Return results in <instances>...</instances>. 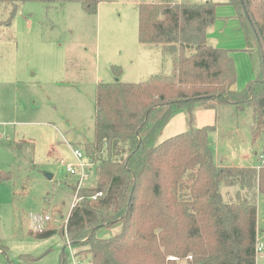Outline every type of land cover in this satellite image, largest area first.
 Returning <instances> with one entry per match:
<instances>
[{"label": "trees", "instance_id": "obj_1", "mask_svg": "<svg viewBox=\"0 0 264 264\" xmlns=\"http://www.w3.org/2000/svg\"><path fill=\"white\" fill-rule=\"evenodd\" d=\"M31 1L79 2L93 15L102 3L115 0L0 3L16 7ZM226 4L241 22L255 78L239 91L232 51L208 39L217 2H140L138 38L173 57V77L99 84L95 139L84 145L88 158L98 164L97 186L81 190V200L62 228L31 230L32 236L58 233L77 250L75 256L90 255L91 264H257L264 160L259 167L218 166L208 136L214 126L158 143L178 113L185 112L191 123L197 109L250 107L253 143L261 142L264 157V0ZM223 185L240 188L237 201L225 200ZM118 224V234L100 237Z\"/></svg>", "mask_w": 264, "mask_h": 264}, {"label": "rangeland", "instance_id": "obj_2", "mask_svg": "<svg viewBox=\"0 0 264 264\" xmlns=\"http://www.w3.org/2000/svg\"><path fill=\"white\" fill-rule=\"evenodd\" d=\"M144 1L179 0H115L101 4L93 15L79 2L0 3V264H61L64 258L65 264H91L90 255L75 256L77 250L60 234L37 239L30 231L62 228L67 222L82 177L80 169L71 175L68 165L84 164L88 177L82 186H97L98 164L84 145L95 139L99 84L117 79L143 83L159 73L173 77L172 56L138 38V5ZM208 1L227 0H180ZM243 61L241 76L250 66L247 58ZM208 126L215 127L208 136L218 166L261 164L262 145L253 143L250 107L197 109L191 123L185 112L178 113L158 143ZM76 149L84 156L81 161ZM221 190L227 202L238 200L239 187L223 185ZM120 230L118 224L100 237ZM258 244L264 247V193L258 195ZM257 264H264V252Z\"/></svg>", "mask_w": 264, "mask_h": 264}, {"label": "crops", "instance_id": "obj_3", "mask_svg": "<svg viewBox=\"0 0 264 264\" xmlns=\"http://www.w3.org/2000/svg\"><path fill=\"white\" fill-rule=\"evenodd\" d=\"M178 3H181L180 0L178 1ZM217 3H218L216 9L217 19L215 21L213 30L208 35V39L211 42H213L218 48L232 51L231 54L232 57L234 58L236 71H237V78H238L237 89L241 91L246 87V85L250 81H252L255 78V74L252 68L249 54L244 51V49L246 48V39H245L244 31L242 29L240 20L237 18V13L235 8L231 5L226 4V1L223 2L217 1ZM158 47L159 46H157L156 49H161L162 51L161 55H163L164 52L162 48L160 47L158 48ZM240 55L242 56L244 55V57L247 58L248 63L250 65L249 66L250 70L247 68V66L246 68L243 67L242 76L240 75L239 62H241L243 65L244 64L243 59L245 58L242 57L238 61L237 56ZM241 59L242 61H240ZM172 61H173V57H172ZM173 72H174V62H173ZM240 85H242L243 87H240ZM259 166L260 165H254V166L239 165L238 167L249 168V167H259Z\"/></svg>", "mask_w": 264, "mask_h": 264}, {"label": "built area", "instance_id": "obj_4", "mask_svg": "<svg viewBox=\"0 0 264 264\" xmlns=\"http://www.w3.org/2000/svg\"><path fill=\"white\" fill-rule=\"evenodd\" d=\"M74 154H75V156H76V158H77V160L78 161H81L82 159H83V154H82V152L80 151V150H78V149H76L75 151H74ZM263 160H264V157L263 156H261V161L263 162ZM78 169H80L81 171H82V177H81V179L79 180V182H78V184H77V186H76V190H77V197H76V199H75V202H74V204L72 205V209L80 202V197H78V193L84 188L83 186H82V183H83V181L84 180H86L87 179V177H88V175L86 174V172H85V165L84 164H79V165H68L67 166V171L71 174V175H75V174H77V170ZM102 195V193H99L97 196H101ZM97 196H94V197H92L93 199H97ZM45 219H47V220H49V217H46ZM35 221H39V219L38 218H36L35 217ZM264 252V247L263 246H259L258 247V254L259 253H263ZM189 258H191V257H189ZM170 259L171 260H176V258H174V257H170Z\"/></svg>", "mask_w": 264, "mask_h": 264}, {"label": "water", "instance_id": "obj_5", "mask_svg": "<svg viewBox=\"0 0 264 264\" xmlns=\"http://www.w3.org/2000/svg\"><path fill=\"white\" fill-rule=\"evenodd\" d=\"M47 177L49 178V180H52L53 179V174H48Z\"/></svg>", "mask_w": 264, "mask_h": 264}]
</instances>
